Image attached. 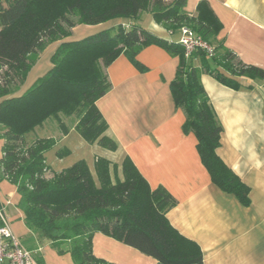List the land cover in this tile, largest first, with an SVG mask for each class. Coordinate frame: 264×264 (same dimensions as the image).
Returning a JSON list of instances; mask_svg holds the SVG:
<instances>
[{
    "label": "trees",
    "instance_id": "trees-1",
    "mask_svg": "<svg viewBox=\"0 0 264 264\" xmlns=\"http://www.w3.org/2000/svg\"><path fill=\"white\" fill-rule=\"evenodd\" d=\"M187 0H0V139L5 141L0 182L16 186L18 207L27 228L37 238L28 247L38 250L46 240L74 264H112L93 253L96 233L153 257L157 264H203L201 248L170 223L167 214L177 200L163 186L152 189L133 161L119 166L106 158L95 162V175L84 160L47 178L46 153L57 140L37 138L53 132L54 119L63 138L70 134L65 119H79L76 132L89 144L116 152V141L97 102L112 88L107 69L125 55L141 72L137 57L157 45L179 58L171 94L184 112L185 134L193 133L197 150L212 182L251 205L250 188L223 162L217 150L223 126L211 105L201 77L208 74L233 90L247 88L243 78L264 81V69L244 63L217 37L222 24L209 3L201 1L197 15L186 11ZM145 13L169 32L186 26L215 47L214 55L197 51L187 59L176 42L159 38L138 26L119 25L79 41L62 42L51 58L53 68L19 95L27 77L49 45L64 41L78 25H100L115 19L140 20ZM35 135L30 139V136ZM69 154L60 150L63 159ZM44 264L42 257L37 258Z\"/></svg>",
    "mask_w": 264,
    "mask_h": 264
},
{
    "label": "crops",
    "instance_id": "crops-1",
    "mask_svg": "<svg viewBox=\"0 0 264 264\" xmlns=\"http://www.w3.org/2000/svg\"><path fill=\"white\" fill-rule=\"evenodd\" d=\"M201 1L187 0L190 16L197 15ZM205 1L222 24L217 40L244 63L264 69V0ZM142 16H146L144 27L139 20L125 19L76 26L71 36L49 45L41 54L19 95L53 68L51 58L62 42L79 41L119 25H140L159 38L179 44V31L171 34L151 14ZM137 59L146 72L125 55L107 69L112 88L97 107L109 126L106 135L119 149L109 151L114 158L106 159L118 165L121 173V164L129 157L152 189H167L178 202L167 217L175 229L201 248L203 264H264V81L243 78L247 88L233 90L208 74L201 77L223 126L217 154L251 190V205L244 207L212 182L198 153L196 136L183 132L186 117L176 108L170 89L179 58L151 45ZM4 144L0 139V161ZM19 202L16 186L6 180L0 182V208L13 232L22 241L37 238L27 228ZM41 243L36 250L44 264H74L70 254L59 255L48 241ZM93 253L112 264H157L153 257L102 233L94 235Z\"/></svg>",
    "mask_w": 264,
    "mask_h": 264
},
{
    "label": "rangeland",
    "instance_id": "rangeland-1",
    "mask_svg": "<svg viewBox=\"0 0 264 264\" xmlns=\"http://www.w3.org/2000/svg\"><path fill=\"white\" fill-rule=\"evenodd\" d=\"M146 16H142L141 26L143 21L145 22ZM138 22V21H137ZM140 26V25H139ZM178 39V38H177ZM79 119L78 116L74 117L73 119H65V124L70 129V134L63 140L60 135V129L56 122H53L54 119H50L47 123H53V132L49 133L45 131L44 133L40 132L39 130L37 133H41L37 138H55L57 140V145L49 152L46 153L47 163L50 167V171L46 173L47 178H52L54 174L60 173L63 170L70 168L78 161L84 160L88 165L90 171L95 175V162L97 158H114L110 152L100 146L95 144L87 143L81 135L75 131L74 126ZM35 135L30 136V139L33 138ZM60 150H67L69 154L65 156L63 159L57 156V153ZM120 176L121 173L119 172ZM40 245L42 244L41 241ZM24 245L28 247L29 239H25L23 241Z\"/></svg>",
    "mask_w": 264,
    "mask_h": 264
},
{
    "label": "built area",
    "instance_id": "built-area-1",
    "mask_svg": "<svg viewBox=\"0 0 264 264\" xmlns=\"http://www.w3.org/2000/svg\"><path fill=\"white\" fill-rule=\"evenodd\" d=\"M179 44L185 49L189 59L193 53L202 51L208 58L214 55L215 47L189 27L179 29ZM174 34V32H170ZM39 251L28 249L23 241L15 235L4 211L0 208V264H40Z\"/></svg>",
    "mask_w": 264,
    "mask_h": 264
}]
</instances>
